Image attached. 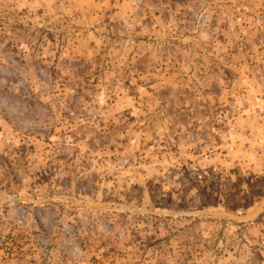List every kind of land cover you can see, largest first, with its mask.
<instances>
[{
  "label": "rangeland",
  "instance_id": "obj_1",
  "mask_svg": "<svg viewBox=\"0 0 264 264\" xmlns=\"http://www.w3.org/2000/svg\"><path fill=\"white\" fill-rule=\"evenodd\" d=\"M0 264H264V0H0Z\"/></svg>",
  "mask_w": 264,
  "mask_h": 264
},
{
  "label": "water",
  "instance_id": "obj_2",
  "mask_svg": "<svg viewBox=\"0 0 264 264\" xmlns=\"http://www.w3.org/2000/svg\"><path fill=\"white\" fill-rule=\"evenodd\" d=\"M251 216H254V214L251 215ZM251 216H249V217H247V218H238V217H235V216H233V217H235V218H237V219H240V220H247V219H249Z\"/></svg>",
  "mask_w": 264,
  "mask_h": 264
}]
</instances>
